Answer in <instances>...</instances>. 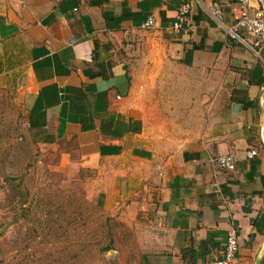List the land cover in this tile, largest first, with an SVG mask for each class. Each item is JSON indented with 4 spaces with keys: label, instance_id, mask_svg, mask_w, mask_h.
<instances>
[{
    "label": "crops",
    "instance_id": "1",
    "mask_svg": "<svg viewBox=\"0 0 264 264\" xmlns=\"http://www.w3.org/2000/svg\"><path fill=\"white\" fill-rule=\"evenodd\" d=\"M210 2L231 20L236 0H0V83L42 142L72 141L83 164L107 163L99 205L149 228L163 263L207 264L233 228L231 264H264V58L224 35ZM149 15L151 65L136 80L128 41ZM165 96L184 121H163ZM227 153L233 169H216Z\"/></svg>",
    "mask_w": 264,
    "mask_h": 264
},
{
    "label": "rangeland",
    "instance_id": "2",
    "mask_svg": "<svg viewBox=\"0 0 264 264\" xmlns=\"http://www.w3.org/2000/svg\"><path fill=\"white\" fill-rule=\"evenodd\" d=\"M143 29L128 41L136 80L151 65ZM155 94L151 86L145 104L154 105ZM169 101H158L163 121H184L169 114ZM106 165L83 164L72 141L42 142L29 132L19 94L0 83V264H167L149 228L99 205Z\"/></svg>",
    "mask_w": 264,
    "mask_h": 264
},
{
    "label": "built area",
    "instance_id": "3",
    "mask_svg": "<svg viewBox=\"0 0 264 264\" xmlns=\"http://www.w3.org/2000/svg\"><path fill=\"white\" fill-rule=\"evenodd\" d=\"M203 10L212 22L219 27L231 41L242 44L257 57L264 58V0H236L231 20L224 21L223 12L216 2L203 6ZM189 11L187 2L180 3L174 15L171 27L179 31ZM154 24V18L147 16L141 23V28L148 29ZM261 59V58H260ZM255 150L245 151L246 157L255 154ZM234 156L231 153L215 156L212 161L218 170H232ZM237 234L233 228L227 229L220 256L207 264H231L237 251Z\"/></svg>",
    "mask_w": 264,
    "mask_h": 264
}]
</instances>
